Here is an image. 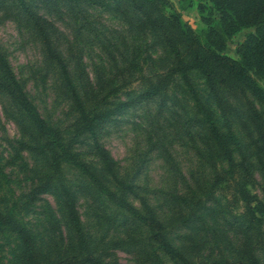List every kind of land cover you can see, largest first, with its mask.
Segmentation results:
<instances>
[{
    "label": "rangeland",
    "instance_id": "rangeland-1",
    "mask_svg": "<svg viewBox=\"0 0 264 264\" xmlns=\"http://www.w3.org/2000/svg\"><path fill=\"white\" fill-rule=\"evenodd\" d=\"M25 1L49 23L52 47L76 86L79 70L91 82L96 102L90 111L115 110L110 120L98 125L97 134L115 162L117 181L103 172L88 134L78 136L70 149L101 178V185L138 212H144L142 202L152 207L170 241L195 264H264V217L261 228L250 223L230 188L214 184L215 171L225 164L195 97L213 111L222 131L230 128L235 134L234 159L250 170L249 189L260 199L264 147L252 109L264 128V104L250 93L242 96L222 86H217L219 99L215 98L195 70L189 71L188 83L176 73L157 94L136 101L158 81L165 82L174 60L152 31L138 27V15L127 3V12L121 13L114 8L117 0L84 5L70 0ZM170 1L193 29L205 28L199 0L186 8L180 0ZM253 30L242 28L228 37L224 53L237 58L238 46ZM0 49L41 116L61 131L65 143L71 141L76 105L59 64L14 0H0ZM260 84L264 87V81ZM130 101L135 104L117 110ZM42 141L0 91V167L6 173V179L0 177V212L14 206L15 219L30 234L36 264H96L84 262L89 257L108 264H173L154 250L148 228L92 176L65 161L59 164L60 177L55 174L53 152L42 149ZM61 179L74 198L79 230L67 215ZM122 183L132 185L134 192L123 189ZM20 252L16 233L2 229L1 264H20Z\"/></svg>",
    "mask_w": 264,
    "mask_h": 264
},
{
    "label": "trees",
    "instance_id": "trees-1",
    "mask_svg": "<svg viewBox=\"0 0 264 264\" xmlns=\"http://www.w3.org/2000/svg\"><path fill=\"white\" fill-rule=\"evenodd\" d=\"M24 11L32 22L35 29L43 39L45 49L59 64L65 83L71 93L76 105L77 119L74 126L73 139L65 143L62 133L53 125L48 124L40 112L28 97L24 88L16 78L5 54L0 49V91L6 93L18 109L26 116L36 134L42 138V149L53 152L54 173L60 177L59 164L61 161L71 163L79 167L83 172L90 175L101 185V178L88 168V164L82 162L70 149L72 142L82 135L88 134L93 141L94 152L102 163V170L110 174L116 181L115 162L99 143L97 127L110 120L114 109L101 111H90L89 106L94 105L91 82L83 71L78 72L76 77L79 85L76 86L69 74L62 58L52 47L48 37V22L35 12L31 5L25 0H14ZM77 5L95 4L98 0H70ZM182 8L189 7L194 0H180ZM198 10L201 21L205 24L202 30H195L181 18L180 12L170 0H117L114 8L121 13L127 12V3L138 15V27L149 29L161 40L172 54L174 65L166 74L165 82L160 80L157 84L147 89L136 98H148L157 94L162 84L179 73L183 80L188 83V73L191 70L199 72L205 79L209 92L218 98L217 86L224 87L234 94L245 96L250 93L259 102L264 104V87L260 81H264V0H199ZM204 1V2H202ZM104 7H109L104 5ZM242 28H254L253 32L246 35L245 39L237 48V58L224 53L228 37ZM82 74H84L82 76ZM190 87V85H189ZM199 114L206 123L207 130L214 142L218 158L225 164L222 169L215 171L214 184L229 187L232 196L242 202L244 216L250 223L260 221L264 217V198L260 199L249 189L251 173L246 165L237 163L233 156V146L238 145L235 134L228 128L222 131L217 125L213 111L204 105L199 98L195 97ZM94 100V102H92ZM134 101L124 102L116 107L121 110ZM253 110L257 121L258 135L264 147V128L259 114ZM117 112V111H116ZM0 177L6 179V173L0 167ZM123 189L134 192L129 183H122ZM61 195L67 215L72 226L79 230L80 221L75 208V201L68 189L64 188L61 179ZM103 190L108 195L113 193L105 186ZM264 194V188H263ZM117 203L129 210L150 231V239L154 242V250L161 251L173 264H195L184 253L178 249L164 232L163 222L156 216L154 209L147 203L142 202L144 212H138L132 205L122 199L115 198ZM143 201V199H142ZM8 228L18 236L21 252L19 254L20 264H36V253L30 234L14 217V206L6 212H0V231ZM96 264H108L86 258L84 262ZM67 263V262H65ZM1 264V260H0ZM56 264H64L57 261ZM67 264H82L79 262H68Z\"/></svg>",
    "mask_w": 264,
    "mask_h": 264
}]
</instances>
